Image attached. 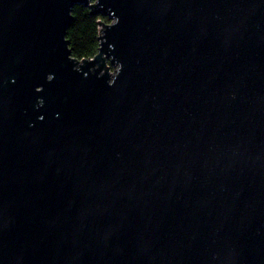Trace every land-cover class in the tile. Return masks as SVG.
I'll use <instances>...</instances> for the list:
<instances>
[{"label":"water","instance_id":"95a60500","mask_svg":"<svg viewBox=\"0 0 264 264\" xmlns=\"http://www.w3.org/2000/svg\"><path fill=\"white\" fill-rule=\"evenodd\" d=\"M91 1L0 0V264H264V0Z\"/></svg>","mask_w":264,"mask_h":264},{"label":"trees","instance_id":"16d2710c","mask_svg":"<svg viewBox=\"0 0 264 264\" xmlns=\"http://www.w3.org/2000/svg\"><path fill=\"white\" fill-rule=\"evenodd\" d=\"M71 14V23L65 36L71 57L80 61L91 59L98 54L100 48V26L110 25L112 14L108 11L92 14L90 8L85 5H75Z\"/></svg>","mask_w":264,"mask_h":264},{"label":"rangeland","instance_id":"374dc122","mask_svg":"<svg viewBox=\"0 0 264 264\" xmlns=\"http://www.w3.org/2000/svg\"><path fill=\"white\" fill-rule=\"evenodd\" d=\"M96 3H97V2H96L95 0H93V1H91V2L89 3V6H95ZM112 22H113V20L110 22V24H111ZM103 28H104V27H103ZM116 69H117V66H113V67H111V62H110V60H109V59H106L105 70H108V71L111 73V75H112V74L115 73Z\"/></svg>","mask_w":264,"mask_h":264},{"label":"built area","instance_id":"2783aa9c","mask_svg":"<svg viewBox=\"0 0 264 264\" xmlns=\"http://www.w3.org/2000/svg\"><path fill=\"white\" fill-rule=\"evenodd\" d=\"M91 60H93V58H91ZM84 61V60H81V62Z\"/></svg>","mask_w":264,"mask_h":264}]
</instances>
